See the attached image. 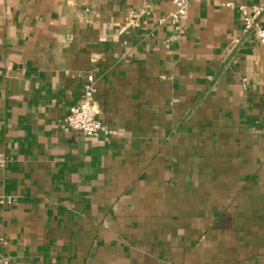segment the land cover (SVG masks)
Wrapping results in <instances>:
<instances>
[{
    "label": "crops",
    "instance_id": "crops-1",
    "mask_svg": "<svg viewBox=\"0 0 264 264\" xmlns=\"http://www.w3.org/2000/svg\"><path fill=\"white\" fill-rule=\"evenodd\" d=\"M228 1L0 0V264H264V44ZM90 71L109 133L68 123Z\"/></svg>",
    "mask_w": 264,
    "mask_h": 264
},
{
    "label": "built area",
    "instance_id": "built-area-1",
    "mask_svg": "<svg viewBox=\"0 0 264 264\" xmlns=\"http://www.w3.org/2000/svg\"><path fill=\"white\" fill-rule=\"evenodd\" d=\"M173 1L174 9L169 14V18L176 27H181L188 16L190 0ZM227 5L238 8L243 17L245 28L254 31L259 41L264 44V4H246L230 0ZM97 92V77L95 72L90 71L85 80L81 100L70 107L67 116L70 126L84 133L110 132V129L104 125L98 116L99 101ZM4 163V157L0 156V166Z\"/></svg>",
    "mask_w": 264,
    "mask_h": 264
}]
</instances>
